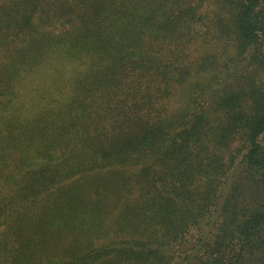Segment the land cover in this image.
I'll return each mask as SVG.
<instances>
[{"label": "trees", "instance_id": "1", "mask_svg": "<svg viewBox=\"0 0 264 264\" xmlns=\"http://www.w3.org/2000/svg\"><path fill=\"white\" fill-rule=\"evenodd\" d=\"M0 264H264V0H0Z\"/></svg>", "mask_w": 264, "mask_h": 264}]
</instances>
